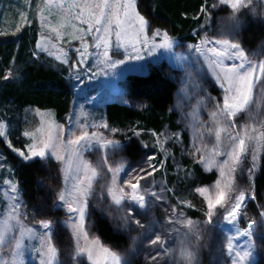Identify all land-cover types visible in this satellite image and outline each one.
Masks as SVG:
<instances>
[{"label":"rangeland","instance_id":"obj_1","mask_svg":"<svg viewBox=\"0 0 264 264\" xmlns=\"http://www.w3.org/2000/svg\"><path fill=\"white\" fill-rule=\"evenodd\" d=\"M96 2L98 0H52L53 5H62L59 7L45 6V0H0V38H16L23 30L32 28L36 34L35 51L45 54L57 64L66 67L68 76L75 86L70 112L62 120H57L52 110H38L32 107H27L22 111L0 112V126H2L0 131L4 133L0 138L4 147L13 155L20 159L8 147L9 143L14 148L26 151L25 145L27 143L34 142L38 146H42V142L47 139L49 132H51L55 142L64 146L60 155L65 158L63 162L58 161L50 153H46L48 159L47 162H42L45 171L40 182L43 187V197L30 210L20 196L11 161L4 150L0 148V155L3 156V161H0L3 163V167H0V232L5 233V242L0 244V264H14L17 242L21 245L19 251L23 253V264H47V254L42 256L37 251V249L43 248V251L47 252L44 230L40 228V221L44 219H51L55 222L52 230V243L57 249V257L53 264H81V262L82 264H89L86 255L77 257L75 226L72 220L68 218L69 214L63 207H52L56 193L60 190L66 189L69 193L67 198L69 200L73 198L71 193L75 181L69 179L66 186L65 175L83 177V170H80L79 173L76 170L77 161L72 153V146L67 145L69 128L72 129L73 138L79 136L83 131L89 133L96 131L107 138L120 140L125 145L130 139H133L145 153L156 157L152 163L163 162L162 166H159L158 170L147 178V188L162 196L163 201L151 196L141 188L139 194L145 195L146 201L150 203L145 209H140L138 205H132V190L122 181L130 178V169H134L143 163L142 157L135 161H129L123 149L111 152L110 160L113 166L118 167L123 164V169L115 174L116 183L113 184L114 173L108 172L107 167H101L103 150L98 148L92 151L81 150L82 159L98 170L92 192L89 195V203L92 207L85 221V230L99 240L93 231L92 221L94 215H98L109 222L114 232L125 238L124 248L118 251L104 245L99 240L101 247L109 248L123 259L130 261L131 264H189L188 253L192 254L191 264H233V260L239 259L236 257V252L246 251V245L251 244L253 255L243 264H264V217L261 216V213L264 212V203L258 213H253L248 207L245 208V214L241 215L236 227L243 231L248 228L250 221H255L251 229L253 239L251 241L247 237L232 239L234 247L230 256L227 251L228 243L229 239L235 236L236 227L224 221V210L221 206H217L213 210L214 224H208L206 215L208 204L205 199V196L214 199L217 180L226 182L228 179H232L233 191L235 188H239L247 191L249 196L253 195V180L259 168L264 144H257L255 141L249 142L250 148L255 146L257 149L255 172L251 180H249L248 173V169L253 167L251 151L238 165V171L235 174L230 175L226 171L225 176L221 177L220 168L214 164L210 171L206 170L198 162L197 153L193 149V145H195L206 157H211L214 146H216V129L218 127L226 129V131L221 132L219 145L221 155L214 157L217 164H220L228 159L224 153L230 150V142L226 139L229 133L236 135L239 132L243 135L246 125L250 133L252 128L257 129L255 133H252L253 135H260L261 132H264V91L259 86L253 90L249 107L238 114L236 118L239 127L227 128L231 121L223 119L217 125L213 122L211 113L219 111L216 107L217 100L220 106H223L225 93L216 84L212 72L208 69V62L205 59V56L209 55L207 52H205V56L199 57L200 64L196 65V68L201 70L199 81L196 80L195 73L190 68V64L195 62L198 54L193 52L191 61H178L163 49L157 50L154 55H148L147 51H143L141 53L144 57L142 61H127L125 64L119 65L114 72H109L106 75L103 71L93 67L94 63L103 59L104 48L101 46V48L96 49L92 45L91 36L85 37L89 46L86 50L82 49L85 56L84 66L91 71L82 80H77L75 74L80 69L72 68L71 64L77 63L75 49L82 46L80 40L72 38V34L76 33L77 28L87 30L88 25H81L79 20L74 18V14L83 11L87 16L89 8L84 7V5ZM72 4L79 6L73 8L72 14H69L65 9H68ZM213 4L218 6L213 8ZM207 8L209 9V16L203 15L202 23L193 32L199 40L195 43H186L172 38L176 41V46L173 49L175 53L187 56L188 45L200 44L201 41L208 38L212 40L224 38L242 44L239 34L240 27L246 21L260 22L264 26V0H252L249 8L241 9L239 13H236L239 24L232 25L230 30L223 29L220 21L233 15L231 8L227 5H219V0H214ZM252 9L255 10L256 15L253 14ZM41 15L44 19L43 26ZM18 28L19 31H17ZM157 30L161 33L165 32L155 28H151V31L146 30L140 34L139 43H137V36L131 34L124 40V47L120 48L115 46V34L113 32L109 37L111 41V47L108 49L109 56L112 59H126L125 47L131 52V43H137V47H139L140 43L146 40L148 45H151L153 42L152 33ZM131 32H133L132 29H130ZM58 33L59 39H57ZM38 41L39 47L37 46ZM156 42L159 43L158 38ZM242 47L245 49L248 60L258 69L259 65L264 63V38L253 49L243 44ZM65 60L68 63H64ZM232 63V60H225V64L228 66ZM152 66L164 69L177 86L173 104L169 108L170 113L174 114V123L177 129L170 130L165 127L157 134L128 126L123 129L116 128L119 132L115 137H112L106 130L94 128L93 125L95 124L107 123L101 111L109 103L116 102L137 110L143 109V103L128 99L126 78L129 75H145ZM93 71H99V74L92 76ZM257 74H259L258 71ZM193 84L197 86L193 87ZM201 88H203V92L200 91ZM209 97L213 99L209 101ZM25 132L29 133V137H25ZM136 132L139 133V136L134 135ZM177 135L179 141L176 139ZM30 137H34V140ZM142 145H147V147H142ZM184 161L198 164L205 173L214 172L216 174L215 181L209 185L192 186L195 176L184 164ZM5 181H9V183L6 184ZM10 184L16 185L18 191L12 192ZM140 184L145 185V181H140ZM108 187H113L118 194L121 187L126 188L120 206L113 203L108 194ZM197 188H204L207 191L202 195L197 191ZM13 196L17 199L13 200ZM97 200L101 202L102 207L111 206L117 212V217L109 216L96 208ZM250 200L253 201L254 199L248 201ZM16 205H19L18 212L13 211V206ZM126 207H135L136 219H139L140 223L144 225L143 228L134 222L127 229L122 227V221L118 217L125 215V212L118 211V209ZM172 209H176V212L173 213ZM192 211H196L198 214L192 216ZM170 216L175 221L174 223L169 221ZM187 220H191L193 224L187 225L180 222ZM196 233L201 234L200 241L195 240ZM157 234L166 239L164 246L159 249L163 255L158 256L157 261H152L150 257L156 255L157 246L151 245L149 241L155 239ZM134 238L135 243H133ZM84 243L85 241L81 238L79 245L83 246ZM165 248L168 249L167 252H165Z\"/></svg>","mask_w":264,"mask_h":264},{"label":"snow or ice","instance_id":"obj_2","mask_svg":"<svg viewBox=\"0 0 264 264\" xmlns=\"http://www.w3.org/2000/svg\"><path fill=\"white\" fill-rule=\"evenodd\" d=\"M252 3V0H219V5H227L231 8L233 15L229 16L227 19H222L220 21L221 27L226 30H230L232 25H238L239 19L235 15L239 13L241 9L249 8V5ZM59 6L62 5H53L52 0H45V6ZM77 4H72L68 9H65L69 14H72L71 10L75 7H78ZM218 5L213 4V8ZM84 7L89 8V13L87 16L82 12L74 14V18L79 20L80 24H87V30L83 28H77L76 33L72 34L73 39H78L81 42V48H76L75 52L77 53V63L71 64L72 68H78L79 71L76 72L75 78L77 80H82L84 76L88 75L91 69L84 66L85 56L83 50L88 48V43L85 40V37L91 36L92 45L99 49L103 46V59L98 60L93 64V67L99 71H103L106 75L109 72H114L119 65L125 64L127 61H142L144 59L141 53L147 51L148 55H154L155 52L159 49L170 53L178 61H191L192 53L195 52L197 57L195 62L190 64L191 71L195 73L196 80L201 79V70L196 68L197 64H200L199 57L205 56V52L209 55L205 56L206 61L208 62V69L212 72V75L215 78V82L219 85L220 88L224 91L223 97V106L221 107L219 101L217 100L216 107L219 111H213L211 113L212 120L215 124L219 125L223 120L231 121L227 125V128L239 127L236 122L238 114L244 112L246 108L249 107L253 90L259 86V88L264 91V63H261L257 69V66L251 63L246 57L245 49L242 47L240 42H231L229 39L218 38L212 40L210 38L201 41L200 44H190L187 46L188 55L177 54L173 51L176 46V41L169 37L167 32L161 33L159 30L152 33L153 42L151 45H148L147 41L140 43V46L137 47L139 43L140 34L144 33L146 30L151 31L150 24L148 19L144 15H141L138 11L139 3L138 0H98L94 4H85ZM253 14L256 15L254 9H252ZM200 12L208 17L209 9L207 6L202 7ZM210 18V17H209ZM41 23L44 25V19L41 15ZM130 29L133 32L130 33ZM19 31V28L17 29ZM114 32L115 34V46L116 48L124 47V40L127 39L131 34L137 36V43H131V52L128 51V48L125 47L126 59H112L109 56V47H111V41L109 37ZM59 33L57 34V39H59ZM157 38L159 43L156 42ZM37 46H40L38 41ZM232 60L233 63L228 66L225 64V60ZM68 63L67 60L63 61ZM103 65V67H101ZM202 69V65H201ZM99 71H93L92 76L99 74ZM257 71L259 74H257ZM4 79H8L7 76ZM183 83V82H182ZM196 84H193V87H196ZM203 92V88L200 89ZM209 101L213 98L209 97ZM2 127V126H0ZM94 128H102L106 132L110 133L112 137H115L119 132L118 129L110 127L107 123H100L93 125ZM226 131V129L217 128L215 131V140L216 146H214V151L211 157H206L203 153L200 152L199 148H196L193 145L194 151L197 153V160L201 163L206 170H211L212 166L215 164L220 168L221 177L225 176V172L228 174H235L238 171V165L246 158V154L251 151L252 154V163L253 167L248 169L249 180L253 178L257 160V149L255 146L249 147V142L255 141L257 144H264V132H261L260 135H253L257 131L256 128H252L251 133L248 131L247 125L243 135L239 132L236 135L229 133L226 139L230 142V150L224 153L227 155L228 159L224 160L222 163L217 164L214 157L220 156L221 152L219 150V145L221 143V132ZM4 133L0 131V136H3ZM25 137H29V133H24ZM134 135L139 136V133L136 132ZM155 135V134H154ZM34 140V137H30ZM179 141V136L176 137ZM134 142L130 141V145L123 144L120 140L115 138H107L106 136L92 131L91 133L83 131L79 136L73 138L72 129H68V138L67 145L72 146V153L76 157V170L79 173L80 170H83V177L79 175L74 177L64 176L65 185L69 179H73L75 182L72 185V196L73 198L69 200L67 197L69 193L65 190H60L56 193V199L54 200L52 207L60 208L63 207L66 212L69 214V219L72 220V223L75 226V238L77 240V257H83L86 255L89 264H131L130 261L123 259L117 253L111 251L107 247H101L99 240L92 237L89 231L85 230V221L90 214L91 205L89 203V195L93 189V182L95 181L98 170L96 167L89 165L86 161L82 159L83 151H92L94 149L103 150V160L101 167H107L108 172L114 173L113 184L116 183L115 174L119 173L123 169V164L118 167H114L110 155L111 152L119 151L124 149L127 146H131ZM8 147L16 153L17 156L25 163L29 164L37 160L42 162H47L48 157L46 153H50L52 157H55L58 161H64V157L60 155V151L64 147L63 145H58L51 132H49L48 137L45 141L42 142V146H38L36 143H27L25 145L26 151L12 147L11 143L8 144ZM141 146H136L137 151L140 150ZM142 147H147V145H142ZM111 150V151H109ZM143 163L134 169H130V178L128 180L122 181L123 184L127 185L128 188H131V203L132 205H138L140 209H145L149 205V201H146L145 195L139 194V189L143 188L145 192L151 196L156 197L158 200L163 201V197L160 196L155 191H152L147 188V178L152 176L154 172L158 170L159 166H162L163 162L159 164L152 163L156 159L155 156L149 153H141ZM0 161H3V156L0 155ZM0 167H3V163H0ZM63 171V170H62ZM145 181V185H141L140 181ZM134 181V182H133ZM6 184L9 181H5ZM12 192H17L18 189L16 185L10 184ZM234 185L232 179H228L226 182L224 180H217L216 182V195L213 198L205 196L208 204V211L206 213L208 224H214L212 219L214 215V209L217 206L223 207L224 210V221L233 227H236L239 223L241 215H244L245 208L247 207L249 199H255V195L249 196L247 191L240 190L235 188L233 191ZM197 191L202 195L207 191L204 188H197ZM126 192V188L121 187L119 189V194L113 187H108V194L111 196L113 203L116 206L122 204L123 193ZM13 200L17 198L12 197ZM96 208H98L102 213H106L109 216L114 218L117 217V212L112 209L111 206L102 207L101 202L97 200ZM13 211H19V205L13 206ZM43 211V209H42ZM118 211L125 212V215L119 216L118 219L122 221V227L127 229L129 225L134 222L141 228L144 227L140 223L139 219H136V209L135 207H126L120 208ZM172 212L175 213L176 209H172ZM261 216L264 217V212L261 213ZM170 222H175L172 220L171 216L169 217ZM181 223H186L187 225H192L191 220L180 221ZM55 222L51 219H44L40 221V228L44 230V236L46 237L45 246L47 252L45 253L42 249H37L38 252L43 256L47 254L48 261L47 264H53L57 257V249L53 246L52 243V230ZM255 221H250L248 228L241 231L236 227V233L233 238L229 239L227 251L231 256L233 252V243L232 239L239 237H247L249 241L253 239V233L251 231ZM83 239L85 241L83 246L79 245V240ZM165 237L157 234L155 239H151L149 243L155 245L156 255H152L150 258L152 261H157L158 256H162L163 253L159 251L161 247L164 246ZM195 240H201V234H195ZM5 242V233L0 232V244ZM135 243V238L133 240ZM17 252L15 253L16 259L14 264H23L22 255L23 253L20 250L21 245L19 242L16 244ZM247 250L236 252V257L238 260H233V264H243V262L249 260L252 255L253 246L251 244L246 245ZM168 249L165 248V252ZM189 264H191L192 254H187ZM82 264V262H81Z\"/></svg>","mask_w":264,"mask_h":264},{"label":"trees","instance_id":"obj_3","mask_svg":"<svg viewBox=\"0 0 264 264\" xmlns=\"http://www.w3.org/2000/svg\"><path fill=\"white\" fill-rule=\"evenodd\" d=\"M214 0H138V11L148 19L150 28L161 29L170 38L181 42L195 43L199 39L193 32L200 26L202 7ZM240 41L250 49L259 45L264 38V26L260 22L246 21L240 27ZM36 34L32 28L23 30L16 38H0V112L22 111L27 107L52 110L55 118L62 120L70 112L75 86L68 76L67 68L53 59L35 51ZM7 76L8 79H4ZM126 95L129 100L143 103L142 110L131 106L109 103L101 114L107 123L118 129L135 127L145 132L160 133L165 127L177 129L174 114L169 108L173 104L177 86L162 68L152 66L145 75H129L126 78ZM123 149L129 161H135L145 151L130 139ZM0 148L11 161L20 196L28 209H33L42 200L44 176L42 161L25 164L13 155L0 138ZM195 176L192 186L209 185L216 179L214 172L205 173L198 164L184 161ZM255 199L247 207L258 213L264 203V149L259 168L253 180ZM49 204V202H48ZM55 213V212H54ZM198 213L192 211L191 215ZM93 231L99 240L113 250L124 248L125 238L111 228L109 222L94 215Z\"/></svg>","mask_w":264,"mask_h":264}]
</instances>
